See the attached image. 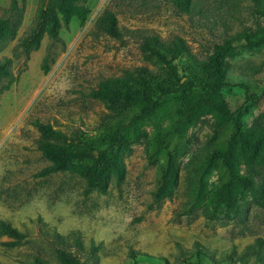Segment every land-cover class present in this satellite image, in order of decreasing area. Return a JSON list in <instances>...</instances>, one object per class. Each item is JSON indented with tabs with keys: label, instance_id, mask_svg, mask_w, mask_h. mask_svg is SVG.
Wrapping results in <instances>:
<instances>
[{
	"label": "rangeland",
	"instance_id": "rangeland-1",
	"mask_svg": "<svg viewBox=\"0 0 264 264\" xmlns=\"http://www.w3.org/2000/svg\"><path fill=\"white\" fill-rule=\"evenodd\" d=\"M16 1L23 5L22 21L0 57H11L33 19L36 0ZM191 3L192 12L186 15L177 14L167 0H86L90 13L83 25L73 19L61 27L58 41L43 38L37 51L12 59L10 70L16 80L0 93V221L26 239L8 248L4 244L9 239L0 236V264H59L50 243L53 232L62 237L78 235L86 249L80 256L85 264H257L253 257L239 262L227 259L256 239L263 243L264 260V207L247 205L241 220L230 222H207L199 212L178 219L173 216L184 200L183 164L213 135L209 115L187 130L190 143L177 160L178 180L170 199L154 200L161 159L149 165L141 144L132 145L123 158L122 182L119 186L109 183L104 194L84 193V184L75 175L34 177L48 162L36 149L38 133L33 121L60 130L66 140L75 136L93 139L99 117L107 110L88 93L127 69L144 66L160 72L141 58L143 36L156 35L162 41L179 37L202 60L225 37L264 25V18L251 15V0ZM8 4L9 0H0V15ZM105 8L115 14L121 41L94 28ZM237 50L227 60L228 86L221 95L248 125L264 111V46ZM47 52L53 62L43 74L40 65ZM175 64L178 76H185L187 63L179 59ZM4 84L0 83V89ZM209 181L215 183L216 176ZM90 245L97 246L92 257ZM196 250L204 256L196 257ZM131 251L136 254L134 259L129 258Z\"/></svg>",
	"mask_w": 264,
	"mask_h": 264
},
{
	"label": "trees",
	"instance_id": "trees-1",
	"mask_svg": "<svg viewBox=\"0 0 264 264\" xmlns=\"http://www.w3.org/2000/svg\"><path fill=\"white\" fill-rule=\"evenodd\" d=\"M167 1L177 14L192 12L191 0ZM251 3V15L264 18V0ZM89 13L86 0H36L27 33L14 46L10 58L0 57V83L5 82L0 93L16 80L10 70L13 58L37 51L43 38L58 41L61 27L73 19L83 25ZM22 17L23 5L9 0L0 15V52L14 38ZM94 28L113 40H122L115 14L109 8L102 10ZM262 46L264 25L225 37L202 60H197L179 37L162 41L156 35L143 36L139 44L141 58L156 65L160 72L134 67L124 70L120 77L100 82L96 90L90 91L88 97L100 101L107 110L99 117L98 133L93 139L75 136L66 140L60 130L33 121L38 133L36 149L48 162L34 177L75 175L82 180L84 193L95 190L104 194L109 183L119 186L122 182V160L132 145L141 144L149 165L161 159L157 163L154 200L170 199L178 180L177 160L190 143L187 130L209 115L213 135L198 145L183 164L184 200L173 216L178 219L199 212L207 222L240 221L247 205L264 207V111L247 125L238 111L229 109L221 91L228 86L227 60L238 54L237 48L252 50ZM179 59L187 63L185 76H178L175 61ZM52 62L47 52L40 65L43 74ZM240 86L247 89L246 85ZM212 176H216L215 183L209 181ZM0 236L9 239L4 244L8 248L19 246L26 239L25 234L3 221ZM50 240L59 264H85L80 256L86 249L78 235L62 237L53 232ZM262 247V241L256 239L233 259L232 255L227 259L239 262L253 257L257 264H264ZM88 250L92 257L97 246L90 245ZM135 255L131 251L129 258L134 259ZM195 255L204 256L199 250Z\"/></svg>",
	"mask_w": 264,
	"mask_h": 264
}]
</instances>
